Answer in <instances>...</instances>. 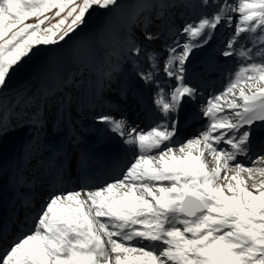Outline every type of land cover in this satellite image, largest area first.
I'll use <instances>...</instances> for the list:
<instances>
[{
  "label": "rangeland",
  "instance_id": "374dc122",
  "mask_svg": "<svg viewBox=\"0 0 264 264\" xmlns=\"http://www.w3.org/2000/svg\"><path fill=\"white\" fill-rule=\"evenodd\" d=\"M192 46L197 53L189 57L187 49ZM207 46L215 55L225 56L226 64L210 62L191 79L196 110L204 113L203 97L217 99L220 113L228 110L227 120L239 123L225 126L228 139L250 141L254 128L242 123L239 114L248 102L264 98V0H0V122L3 137L18 136L28 128L36 137L32 150L26 151L30 154L26 182L39 177L40 140L45 131L52 133L56 118L63 115L79 128L86 111L77 106L99 104L96 93H102L97 91L102 88L108 99L101 107L111 106L110 100L117 104L111 106L117 111L111 117L121 125L129 121L132 128L143 124L144 112L135 123L129 120L140 105L137 93L122 116L136 91L132 86L142 83L143 91L151 96L157 93L153 102L159 114L160 108L178 100L172 91L175 82L188 77V62L202 65L205 58L211 59L212 55L202 57ZM216 67L221 78L204 86L207 72ZM158 123L148 124L146 136L159 128ZM257 128L264 146V119ZM122 133L132 141L128 131ZM200 134L195 133L202 138ZM195 135H185L159 153L147 154L144 148L140 163H131L123 174L127 193L156 212V222L161 224L168 216L172 221L167 232L169 249L154 256L164 264H178L166 257L167 250L188 264H264V153L252 163L236 165L229 161L230 148L223 146L220 153L225 159L220 171L214 172L215 180L209 185L203 178L185 181L191 185L188 190H181L184 181L156 175L172 162L184 168L185 156L175 154H183ZM236 166L244 169L243 176ZM170 173L167 176L174 175ZM222 180L232 191L221 190ZM169 201H180V210L168 212L165 203ZM200 203L205 210L195 214ZM127 252L146 258L152 254L136 248Z\"/></svg>",
  "mask_w": 264,
  "mask_h": 264
},
{
  "label": "bare ground",
  "instance_id": "6f19581e",
  "mask_svg": "<svg viewBox=\"0 0 264 264\" xmlns=\"http://www.w3.org/2000/svg\"><path fill=\"white\" fill-rule=\"evenodd\" d=\"M211 48L212 47L207 46L204 51H210ZM196 51L197 49L194 46L187 49L189 57L196 54ZM118 54L120 55V53ZM226 54H229V52ZM220 58V61H223L225 56L222 55ZM211 62H213V60H211ZM193 66L194 65L189 66V72L195 75L198 71L197 69H193ZM116 68H119V66L117 65ZM93 76L94 74L89 75L88 78H93ZM133 81L135 80H132L131 78L130 82L134 83ZM186 82L187 80H184L183 84H186ZM178 85L179 84H176L175 86ZM132 88L137 90L134 86H132ZM139 88L143 87L139 85ZM175 92L178 91H174V93ZM136 93L137 91L134 92L133 96H135ZM191 102L192 106L194 107L196 101L194 100L193 95L191 96ZM88 104H90L87 108L89 111L92 105L91 103ZM248 104L249 105L242 108L239 117L243 118L242 123L251 124L252 127H257V124L260 123L262 119H264V98H260L258 101L253 103L248 102ZM219 108L214 109L213 112L205 113L206 116L204 118L199 117V112L194 110L190 111L187 108L183 109L182 106H180V110L174 116V121L170 122L169 120L165 123L164 134L161 137L168 145L170 144L171 140H174V142L181 140L182 138L179 139V136L186 128L194 130L199 129V131H201V129L205 130L207 128L206 125L209 124V118L207 116L213 120V126L209 128V133L212 128L214 130H218L219 128H226L228 130L229 128L239 126V123H234L227 120L226 115L229 112L228 110L225 114H222L220 113ZM168 112V110L163 111L162 116L168 118ZM88 115L90 114L88 113ZM104 120L105 122L108 121V119H103V122ZM102 126L103 125H99L97 121L92 120L90 116L80 122V127L82 128L84 135L82 139L80 138L81 160L78 166H83V170H77L73 172L72 168V178L80 182L91 178V173L94 170L101 171L99 173L100 177L96 180V188L94 187V189L103 188L104 185L101 180L104 178V176L108 177L109 180L113 178V175L111 176L110 174L111 172L113 173V169L111 168L112 161H108L111 155L108 154L107 151L110 144L111 133L109 130L104 131ZM110 126L116 132L118 129L119 133H121L116 123H111ZM225 126H228L229 128ZM202 134L203 136L207 137V134ZM213 134L215 135V132H213ZM213 134H208V138H212ZM74 136L75 135L71 128L70 120L65 119L63 116L59 117L57 126L55 127V134L50 135L46 140V144H50L45 154L48 160L45 159V163H43V166H46L47 182H49L50 178H58L60 175L62 176L63 174L71 172L70 165L73 162L71 159H73L72 156L74 154L73 142H76V138ZM221 136L223 137V135L217 137L220 140H224L220 138ZM10 137L12 139L13 145L9 149H6L4 146L6 137H0V172L4 171L3 175L8 176L4 184L8 187H14L15 191H17L20 182L23 180L21 177V164L27 162V153L25 151V147H23V141L27 140L28 137H31L29 140L31 141L32 136L28 128L18 136ZM262 138L261 130L256 128L254 130L250 144H246L239 139L234 141L227 139L226 142L229 144L232 155L231 161L238 165L242 163L254 162L253 160H250V158L254 156V153L259 152L257 145L259 140ZM214 141L215 140H211V142H208L206 138H191V141L185 145L183 150L184 155L182 152L175 154V156H180L181 158L185 156V158L182 160L184 163V168L178 167L177 163L172 162L166 169L162 170L156 175L159 178L165 177L166 179L176 180L177 182H189L191 180L203 178L206 185L211 184L215 180L214 172L218 173L220 171L223 159H225V156L221 155L220 152L216 151L217 153H215L213 151L212 143ZM216 143L218 144L217 141ZM128 147L129 146H127V148ZM119 154L121 156L125 154L123 146L121 147ZM138 161L140 162V160ZM122 166L126 167L125 162L122 164ZM236 167H239V175L243 176L245 173L244 169H242L240 166ZM166 171H173L174 175L165 176ZM114 175L116 176V173H114ZM93 177L95 178V176ZM58 180L60 181V185H63L64 183L66 184L69 181L63 180L62 178ZM219 180H217V182H219ZM187 182L183 184L184 188L181 190H188L191 185ZM220 182L223 187L221 190L228 188V191H232L225 181L222 180ZM40 185L41 183L38 185L39 188H41ZM54 187L55 192H57V186L54 185ZM216 188H220V186L217 185ZM177 191L180 192V189ZM9 193L10 191H7L8 195ZM24 194H31V192L25 191ZM144 194L145 193H143V195ZM137 200L138 196H131L128 194L125 186L119 183L114 185L113 191L111 190V186H108L88 196L75 193V188L67 187L64 191V194L61 195L60 198L53 197V200L49 202L46 208L48 210L49 217L52 220L54 217H56V220L66 228V231L68 230L72 232V234L65 235L66 239L72 241L79 240V242H82L83 246L74 249V251L80 252L82 249L84 255L81 253H73L68 259L62 260L63 257L52 249L53 242H51V244L47 243L49 252H46L44 249L40 248L42 245H34L32 249L35 250V253H32V255L29 256L28 264H107L110 259V255L112 254L109 248L107 250L106 263L100 262L93 252L89 251L90 246H92V238L96 240L95 245L103 244L100 233V229L104 226L101 220V216L103 214L113 215L114 217L119 215L120 219H123H115L117 220L115 222L119 223L120 228L123 229L122 236L119 238L118 242L115 243L117 247H120V245L124 242L129 243L128 245H134V243L138 241H142V244L148 247L153 246L154 243L158 241L162 247L166 242L165 237H167L168 229L172 225L170 216H168L167 221H162L161 224H159L155 221L154 215L156 212L147 210L142 205L138 204ZM178 203H180V201H178ZM178 203L175 204L169 201L165 203V207L168 208V212L180 210L178 209L180 207ZM139 214H143L144 218L139 223L132 222L133 217ZM185 215H188V213L185 212ZM179 227L180 226H178V228ZM75 232H81L80 236ZM83 237H85L86 243H89V245L84 242ZM167 242L169 245L170 242ZM28 243L29 245H33V239L29 238ZM120 248L123 249L121 255L112 258L113 261H111V264H164L160 260L161 257H155L151 253L146 258L141 254L134 255L133 252H127L128 250L133 249L128 246H121ZM167 249H169V247H167ZM71 250L72 249L68 248L65 253H69ZM167 251L164 252L166 257L172 259L174 263L188 264L186 259L182 256L178 254H172ZM50 254L57 260H51ZM32 258H34V260ZM18 261H20V259Z\"/></svg>",
  "mask_w": 264,
  "mask_h": 264
},
{
  "label": "water",
  "instance_id": "95a60500",
  "mask_svg": "<svg viewBox=\"0 0 264 264\" xmlns=\"http://www.w3.org/2000/svg\"><path fill=\"white\" fill-rule=\"evenodd\" d=\"M5 147H6V148H9V147H10V142H9V140H7V142H6V144H5ZM204 210H205L204 205L200 203V204L198 205V208H197V211L195 212V214H196V213H201V212H203Z\"/></svg>",
  "mask_w": 264,
  "mask_h": 264
}]
</instances>
